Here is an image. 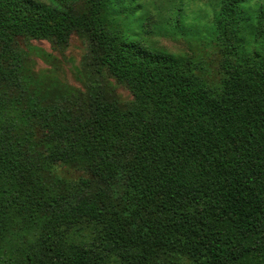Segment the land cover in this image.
<instances>
[{
    "label": "trees",
    "instance_id": "obj_1",
    "mask_svg": "<svg viewBox=\"0 0 264 264\" xmlns=\"http://www.w3.org/2000/svg\"><path fill=\"white\" fill-rule=\"evenodd\" d=\"M151 18L137 0H0V264H264V0ZM75 30L129 105L105 83L72 106L19 46ZM160 34L221 49L223 76ZM15 223L41 228L13 259Z\"/></svg>",
    "mask_w": 264,
    "mask_h": 264
},
{
    "label": "rangeland",
    "instance_id": "obj_2",
    "mask_svg": "<svg viewBox=\"0 0 264 264\" xmlns=\"http://www.w3.org/2000/svg\"><path fill=\"white\" fill-rule=\"evenodd\" d=\"M217 0H137L138 4L147 7L152 14L153 21H160L167 17L169 12L176 6L188 7L190 10L198 11L200 14L211 13L213 3ZM154 45L170 53L183 54L191 58L195 63L203 66L205 76L212 82H218L223 76L221 61L223 54L221 49L206 46L205 42L196 39H185L180 36L154 35L150 36ZM19 46L30 49V66L33 71L47 78L55 79L59 90L66 92L68 101L72 106L83 107L86 100V89L90 85H101L109 83L114 96L121 105L127 106L133 96L123 84H119L105 69L96 73L94 67L88 64V47L86 37L79 30L73 31L64 46L58 45L54 40L48 39H19ZM48 54V57L44 54ZM64 101L66 99L62 98ZM60 176L76 179L80 172L57 168ZM6 235L5 246L8 256L13 259L19 257L21 251L27 245L38 242L40 223H30L29 227L22 223L12 224Z\"/></svg>",
    "mask_w": 264,
    "mask_h": 264
}]
</instances>
